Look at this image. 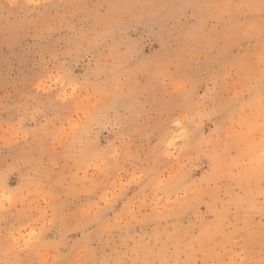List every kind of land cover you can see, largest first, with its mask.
<instances>
[{
    "label": "rangeland",
    "instance_id": "rangeland-1",
    "mask_svg": "<svg viewBox=\"0 0 264 264\" xmlns=\"http://www.w3.org/2000/svg\"><path fill=\"white\" fill-rule=\"evenodd\" d=\"M259 5L0 0V264L259 262ZM149 159L174 187L129 212Z\"/></svg>",
    "mask_w": 264,
    "mask_h": 264
},
{
    "label": "snow or ice",
    "instance_id": "snow-or-ice-1",
    "mask_svg": "<svg viewBox=\"0 0 264 264\" xmlns=\"http://www.w3.org/2000/svg\"><path fill=\"white\" fill-rule=\"evenodd\" d=\"M260 12H261V39H264V0H260ZM261 88L264 90V76L261 78ZM78 99H74L71 104L60 106L63 108L65 112H70L73 104H78ZM74 115V114H73ZM72 117L69 116L68 120L71 121ZM223 131H228V125L225 124L222 126ZM171 147V145H169ZM250 151L253 155L259 156V163L261 166V175L262 180H264V123L260 125V138L258 142H254L250 145ZM120 162H115L113 167H118ZM156 163L158 161H153L151 159L145 160V162L140 165V174L139 176L133 173L132 180L129 181V186L135 184L136 187L130 188L128 194L124 197L125 207L129 212H134L137 206L135 198L132 197V193L136 192L138 195H142V200L139 202L141 205L147 203L149 198L155 200L157 197L163 199L165 194L170 193L172 187L168 182V177H161L160 169L156 167ZM104 189H100L98 191V195L103 194ZM33 237H37V233L33 232L31 234ZM26 243H34L35 245H39L41 243V239L37 238L35 241H27ZM64 264H76L75 261L67 260ZM79 264H90V261L81 260ZM253 264H264V256H262L259 262H253Z\"/></svg>",
    "mask_w": 264,
    "mask_h": 264
}]
</instances>
